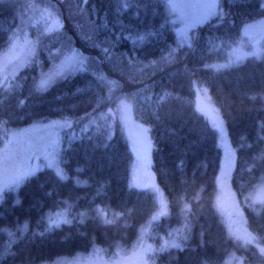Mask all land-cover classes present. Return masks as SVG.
Returning <instances> with one entry per match:
<instances>
[{
	"label": "trees",
	"instance_id": "16d2710c",
	"mask_svg": "<svg viewBox=\"0 0 264 264\" xmlns=\"http://www.w3.org/2000/svg\"><path fill=\"white\" fill-rule=\"evenodd\" d=\"M222 3L225 11L230 9L232 13L227 18L228 23L222 26L213 17L193 32L210 51L206 50L203 54L198 52L195 56L189 54L180 63L172 64L161 59L178 46L167 0H88L87 4L83 0H0V54L7 49L2 41L11 35L10 28L17 32L21 40L25 33L29 39L43 33L41 46L30 53L27 63L20 70L23 87L8 98L6 113L0 119L6 121L8 127H19L39 119L62 120L69 117L74 120L70 129L76 133L73 140H65L61 153L62 166L69 176L76 179L58 185L54 171L45 168L28 177L18 194L7 192L0 204V252L11 240L4 229L23 237L22 242H12L11 251L16 255L8 258V264H40L60 256L89 251L95 243L112 248L118 241L131 246L137 239L140 225L146 218L151 192L129 184L133 154L127 139L118 124L110 136L105 134L108 129H101L96 123L82 131L88 118L80 122L76 119L84 117L85 112L93 113L95 104L89 102L92 95L89 85L101 73L125 87L123 93L119 87L111 93L105 89L106 99L97 113H93L95 116L117 106L125 93L134 92L139 87L128 77H139L137 69L140 65L123 70L124 79H121L120 69L114 68L106 60L103 64L99 63L103 59L101 48L110 47L107 40L120 33L122 25L130 28L131 32L121 34L119 51L128 53L135 48V55L141 59H156L158 67L163 70H157L151 81L146 82H156L153 93L159 92L161 85L174 93L171 101L156 115H150L155 95L151 100H141L132 107L133 116L149 128L157 181L169 202H175L180 196H186L191 202L198 193L200 200L194 205L198 212L195 232L200 231V225L207 230L205 239L208 244L205 248L196 247L197 237L190 242L189 248L156 249L154 255L149 254V260L153 264H199L201 259L210 256L222 261L228 258L225 253V249H228L245 257L246 264H260L253 256L256 245L243 244L229 236L216 207L217 178L221 176L223 152L216 130L196 106L197 100H200L197 88H207L226 122L230 142L237 151L230 173L232 188L243 204L251 233L257 237V243L264 244V240L260 239L261 234L256 231V225L264 223L261 220L264 217V204L251 199V193L259 184L261 171L257 168L249 172L245 163L259 147L254 142L264 136L261 131L264 109L260 107L259 98L255 101L248 98L253 91H249L248 96L242 95L244 90L258 89L264 78V57L250 56L239 65L219 70L201 66L205 62L214 64L225 61L229 49L240 38L244 24L262 16L258 14L259 0H222ZM48 11L57 17L56 21L62 27H58L57 22L50 26L40 19ZM89 17L97 22H104L107 18L110 23L107 29L93 34ZM225 33L227 37L223 42L216 39ZM87 35H95L105 43L101 48H94L85 39ZM22 48L17 50V56L23 57L28 50L26 46ZM72 49L96 58L97 68H92V63L87 62L84 69L41 89L38 85L41 66H48ZM110 51L115 50L110 48ZM185 64L189 68L195 66L199 69L191 80L184 70ZM93 72L97 75H93ZM34 82L36 87H33ZM19 101H23V104ZM241 143L253 144L254 148L252 151L247 148L242 150L239 147ZM77 168L81 170L79 173L76 172ZM76 180L84 183L78 184ZM98 181L106 182V195L96 196ZM53 188L55 193L47 195ZM64 201H68L72 207L66 209ZM122 205L134 209L127 227L104 225L97 218V206L110 214L112 207L115 211H121ZM169 207L170 214L155 222L152 232L169 236V230L181 229L183 221L178 210L172 204ZM65 211L73 222L45 231L41 216ZM81 211H88V218L82 224L77 216ZM25 224L27 231L22 230ZM40 232H44V235L40 236ZM151 240L156 248L160 246V236Z\"/></svg>",
	"mask_w": 264,
	"mask_h": 264
},
{
	"label": "snow or ice",
	"instance_id": "6c2138e0",
	"mask_svg": "<svg viewBox=\"0 0 264 264\" xmlns=\"http://www.w3.org/2000/svg\"><path fill=\"white\" fill-rule=\"evenodd\" d=\"M84 4L88 3V0H83ZM76 7H80L79 4ZM125 7H129V5H125ZM168 7L175 10L180 11L181 16L180 20L181 23L184 25L183 31H187L192 24L200 23L201 21L208 22L213 17L216 18L217 23L226 25L228 23V17L232 15L231 10L225 11L224 4L222 0H197L196 3H182V2H174V0H169ZM185 8H194L202 10L197 15H188L184 13L182 10ZM259 15L264 16V0H259ZM119 9H117L118 11ZM90 19V17H89ZM110 21L105 18L104 22H97L95 20L90 19V24L92 27L93 34H98L102 30L107 29L108 24ZM244 21L241 20V24ZM57 26L62 27L57 21ZM244 27L247 29L249 25L245 24ZM11 35H7L6 39H3V45L7 46V51L4 53L3 56H0V117H2L6 113L7 104L6 101L8 98L13 95L18 89L22 88L23 85L21 84V80L23 79L22 76L19 75L20 70L24 67L25 63H27L26 59H21L18 56H15V51L23 46H26L30 52H35L37 48H39L42 44L41 36L43 33L37 35L34 39H29L27 33L24 34L23 40L21 37L17 35L16 31L9 29ZM48 29L45 28V32ZM131 32L130 28L125 26H121L120 33L114 34L113 37L107 40V43L110 47H102L105 43L103 40H98L95 35H87L85 39L91 44L94 48H101V52L103 53V59L99 61L100 64H103L104 61H108L114 68L121 70V79H124L123 70L131 69L135 65H140L137 71L140 73V76H129L128 79L132 81L133 84L139 85L134 92L125 93L123 99L119 102V107L121 112L129 111L132 109L133 105L140 103L141 100H151L152 95H155L156 100L154 105L152 106V111L150 115H156L167 103L171 101L173 98L174 93L169 91V89L163 85L160 86V91L153 93V89L155 87V81L148 83L146 81H151L152 76L156 74L157 70H163L162 68L158 67V61L156 59H151L148 57H144L141 59L140 57L135 55L136 49L133 48L130 52H121L119 51V45L121 41V34L123 32ZM159 33L157 32V35ZM227 37V33H225L222 37H217L216 39L224 41ZM143 39V37H140ZM264 40V36L261 37ZM186 47L183 45H178L176 48L171 49L167 52L166 57H162L161 59H166L168 63H180L184 58H186L189 54L195 56L198 52L203 54L207 48L206 44H202L199 37L193 33L191 36L186 37ZM114 49L115 51H110ZM99 55V54H98ZM261 56L264 57V45L260 47H253L251 52H242L236 57L235 60L228 62L227 64H208L202 63L201 66L203 68H213L216 70L223 69L226 67H230L232 64H239L243 59L247 56ZM82 61H92L93 63L96 62V58L84 56L80 54ZM147 61V62H145ZM184 70L188 75L189 80L191 77H194L199 70L195 66L189 68L186 64L184 65ZM93 75H97L96 72H93ZM42 74V78L39 82V87H47L51 81L52 77ZM127 83V81H125ZM33 87H36L34 82ZM90 89L92 90V95L89 98V102L95 104L93 108V113H97V110L101 107V104L104 103L105 97V89L109 93L113 91L114 88L119 87L120 91L124 92V84H118L116 80L108 79L102 73L97 76L95 81L90 82L89 85ZM203 91L207 93L208 89L204 88ZM253 91V94L248 98L250 100L255 101L257 98L261 101V109H264V78H262L261 83L256 90H244L242 95L248 96V92ZM110 99V97L108 98ZM210 99V98H209ZM19 103L23 104V101H19ZM143 107V106H142ZM108 112L112 113L113 110L108 108ZM93 113L85 112L84 117L76 118L77 122L83 121L85 118H88L89 124H95L97 121V116H94ZM99 118H103V112L98 113ZM122 119L125 117L122 115ZM157 118H159L157 116ZM126 122V120H125ZM0 123H6L0 119ZM73 123V118L64 117L61 121H53L51 122L52 126H60L66 125L67 127L71 128ZM215 126L217 127L218 131L223 135L225 133V121L223 118L217 117V120L214 122ZM143 127V126H141ZM87 125L82 127V131H86ZM144 131H147L144 129ZM261 131L264 132V119L261 120ZM243 139V137L241 138ZM11 143V141H9ZM254 144H258L259 147L255 149V154L250 156L245 163L248 165L247 170L252 172L254 169L259 168L261 171V175L259 177V184L256 186L260 190H264V136L260 137ZM239 147L243 150L247 148L248 150L252 151L254 148L253 144H244L241 143ZM8 151V155H5L4 152H0V191H2L3 187L6 186H18L21 181H23L27 176L32 174L36 168L29 167L23 171L14 170L9 165V160L11 159L10 151ZM44 154L47 160L46 167L54 168V177L57 181V184H61L65 181L76 179L75 177H71L68 175V171L64 168L60 167L62 163H64L63 159L59 157V154L53 148L52 154H49L47 151L37 148L34 150L29 157L31 158H39V155ZM38 167V166H36ZM231 167V161H230ZM70 171V169H69ZM81 170L79 168L76 169V172L79 173ZM219 182V178H217ZM184 181H182L183 183ZM76 183H80L79 180H76ZM194 183V181H193ZM145 187H150L152 189L151 193L148 195L149 200V207L146 213V218L144 219V223L140 225L139 232L140 236L138 240L141 241L142 244V264H149L148 259L146 258L149 253L152 255L155 254L156 250L152 248L151 245H143V237L147 231L146 226L154 225L162 216L169 215V205L172 204L177 210L182 218V227L181 229L175 230L177 232V237L171 241H165V245L170 248L182 249V248H189L190 242L196 239V247L197 248H205L208 244V241L205 239L207 230L204 228L203 225H200V231L198 233L195 232V224L198 221V212L195 210L194 205L197 204L200 200L199 194H195L192 197L191 202L186 196H180L175 202H168L163 197V191L159 188L158 185L152 184L147 185ZM203 189H201L202 191ZM55 193V188L51 191H48L46 194L51 196ZM96 196L100 197L102 195H106V182H97L96 188ZM255 199V197H253ZM261 204H264V200L260 201ZM66 209L71 208L72 205L68 204V201H64ZM121 211L113 210L111 213V219L108 218V213L104 212L98 206L96 208L97 218L104 224V225H121L122 227H127L128 222L130 219L133 218L134 209L127 207L126 205L121 206ZM79 217V222L82 224L85 219L88 218V211H81L77 213ZM57 219H52L51 215H42L41 221L44 222L45 231H50L54 228H59L63 224H71L73 221L72 219L68 218V213L65 211L64 213H57ZM264 221V217L261 218ZM122 222V223H121ZM23 231H27V224L23 226ZM7 232L8 236L11 238L10 242L5 245L4 251L0 252V264H8V258L14 257L16 252L11 251L12 242H22L23 237H17L13 231L10 229H4ZM256 231H258L260 235V239L264 240V223H258L256 225ZM40 236L44 235V232L39 233ZM171 235V233H169ZM234 235L231 230L229 231V236ZM257 240V237H252L251 240H246V244H251ZM225 253L228 259L225 260H215L212 257H207L201 259L199 264H230L231 259H237L239 264H246L245 257H236L235 253L231 252L228 249H225ZM253 256H255L259 261L260 264H264V244L256 243L255 249L253 250Z\"/></svg>",
	"mask_w": 264,
	"mask_h": 264
},
{
	"label": "rangeland",
	"instance_id": "374dc122",
	"mask_svg": "<svg viewBox=\"0 0 264 264\" xmlns=\"http://www.w3.org/2000/svg\"><path fill=\"white\" fill-rule=\"evenodd\" d=\"M174 2L196 3L197 0H174ZM168 3L169 0H167V8L177 36V43L178 45L187 46L186 37L191 36L194 30L199 25H202L206 22L201 21L198 24L194 23L185 32L183 31L184 25L180 20L181 12L169 8ZM182 11L188 15H197L202 10L185 8ZM49 13L51 12H46L40 19L44 22L49 23L51 26L57 22V17ZM245 24L249 25V27L246 29L243 26L240 38L238 39L237 43L233 45L228 51L227 59L223 62H217L214 64H227L228 62L235 60L236 57L241 53V51L251 52L254 46L260 47L261 45H264V40L261 39V37L264 36V16L249 21ZM22 47L18 48L17 50H21ZM17 50L14 53L15 56L18 55ZM6 51L7 49L2 52L0 56H3ZM30 53V51L26 50V53L23 55V57L20 55L18 57H20L21 59H27ZM80 54H83V52L78 49H72L67 53V55H63L61 58L52 62L48 66H41V69L39 71L38 85L42 78V74H45L44 78H46L47 76L52 77L51 83L47 86L49 87L58 79L65 78L66 76L75 73L79 69H84L87 65V62H89V64L92 63V68H97V64L95 66V63L90 60L82 61ZM250 56L252 55L247 56L239 64L243 63ZM254 57L259 58L261 56ZM239 64H232L231 66ZM47 87L40 88L46 89ZM204 88L205 87L197 88L200 100H197L196 106L197 109L208 119L211 126L216 130L218 143L223 152L221 176L219 177L215 204L220 214L222 215L223 221L226 224L228 231L231 230V232L234 234L232 236L236 240L242 242L243 244H246L245 241L251 240V238L254 236L248 227L243 204L242 202H240L237 194L232 188L230 175L231 169L234 165V160H236L237 151L230 142L226 122L225 133L223 135H221V133L215 126L214 122L217 120V117L223 118V116L219 109L214 105L209 90L207 91V93H205L203 91ZM121 99H123V97H121L120 100ZM119 102L117 106H112V113H109L108 109H105V112H103V118H99V116L96 115V124L101 129H108V132H106L105 134L108 133L107 135L110 136H112L114 133V126L118 124L121 133L127 139V143L129 144V147L132 150L133 154V161L130 166L129 175L130 186L134 188L146 189L151 192L152 189L145 186L152 184L158 185L159 188L163 191V197L168 201V197L163 187L157 181L153 170L152 141L148 134V128L144 124L136 120V118L132 114V109L130 110V112L125 111L122 113L119 107ZM122 115L125 117V119L121 118ZM101 120L103 121L101 122ZM53 121H61V119H39L37 121L28 123L26 125H21L19 127H8L5 125V123L0 124V152H4L5 155H8V151H6V149L10 151L11 159L9 160V165L14 170L19 171H23L29 167L36 168V170L32 174L27 176L23 181H21L18 186L9 185L3 187L2 191H0V204L4 201L7 192L11 191L15 194H18L19 188L28 177L34 175L39 170L46 168L47 160L44 154L39 155L38 159L34 157L31 159L29 158L34 150L39 148L47 151L49 154H52V150L54 148L61 158L65 140L71 141L75 138L76 133L73 129H70L66 125L52 126L51 122ZM73 125L74 120L72 126ZM84 125L90 126L91 124H89L87 120ZM144 129H146L147 131H144ZM77 133H79V131ZM9 141H11V143H9ZM60 167L64 168L62 164L60 165ZM51 169L54 170V168ZM79 181L81 182V180ZM81 183L84 182L82 181ZM253 197H255V199H253ZM251 199L254 202H260L261 200H264V190H260L255 187V189L251 193ZM113 210H115L114 207L111 208L110 214L108 213L109 219H111V213ZM168 210L170 212V207ZM50 215L52 219L58 218L57 214L55 213ZM146 227L147 231L143 237V245H151L155 250L169 248L165 245V241H171L177 237V232L175 231L177 230V228L169 230V233H171V235L167 236L164 233L152 232L153 225ZM139 236L140 232H138L137 239L131 246L123 244L122 241L116 242L114 244V247L112 248L95 243V245L89 251H80L73 255L60 256L52 261H44L40 264H142L143 253L141 241L138 240ZM157 236H160L161 240V244L158 248H156V244L154 243V241L151 240V238H156ZM256 243L257 241L253 242L252 244L256 245ZM233 253H235L236 257H242L236 252ZM149 254L146 258L148 259L149 264H153L149 260ZM230 264H239V262L237 259H231Z\"/></svg>",
	"mask_w": 264,
	"mask_h": 264
}]
</instances>
